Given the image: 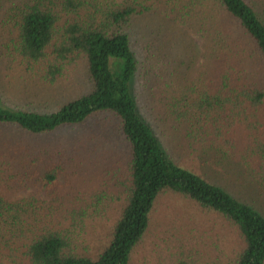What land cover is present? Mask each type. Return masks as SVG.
Instances as JSON below:
<instances>
[{
  "label": "trees",
  "instance_id": "1",
  "mask_svg": "<svg viewBox=\"0 0 264 264\" xmlns=\"http://www.w3.org/2000/svg\"><path fill=\"white\" fill-rule=\"evenodd\" d=\"M148 1L0 0L17 35L5 47L13 60L49 82L83 61L89 82L52 113L7 106L0 86V264H134L164 194L233 233L226 264H264V0H169L165 18ZM196 14L190 28L209 27L202 58L212 72L204 79L190 71L197 56L176 55L169 44L176 22ZM155 60H179L187 71H167L163 103L151 107L148 78L163 80ZM163 121L183 134L184 151L232 175L240 198L181 165L159 136ZM117 141L126 156L110 169ZM87 163L106 165L111 180L68 206L59 197L63 174ZM28 189V198L9 197ZM249 191L259 202L242 200ZM107 221L101 242L95 227ZM183 253L173 264H198Z\"/></svg>",
  "mask_w": 264,
  "mask_h": 264
},
{
  "label": "rangeland",
  "instance_id": "2",
  "mask_svg": "<svg viewBox=\"0 0 264 264\" xmlns=\"http://www.w3.org/2000/svg\"><path fill=\"white\" fill-rule=\"evenodd\" d=\"M121 1L118 0V2ZM166 3L167 5L173 4L169 0H149L146 6L165 18L168 14ZM5 13L6 10L0 13V86L7 106L40 113H52L63 103L88 90V76L83 61H77L69 65L63 77L55 82H49L41 78L42 73L38 70L30 72L27 67L26 69L23 68L18 60H13L5 47L8 45L11 47V43L17 35L13 25L9 26L5 22V19H7ZM67 17L69 18V16ZM199 17L200 14H196L195 17L186 16L188 23L183 22L184 20H178L176 25L171 28L173 34L171 32L170 34L173 35L174 39L169 44L172 51L177 49L175 50L176 55L185 54L184 56H189L195 54L197 58L190 67L191 74L195 79L199 75L204 79L207 75L211 76L212 72V64L202 58V55L205 54L203 47L209 27L204 26L198 30L190 28L198 22ZM184 33L187 37L182 36ZM185 44L189 46L186 51L183 48ZM190 61L192 62V60ZM153 63L155 65L154 71H163L164 81L151 74L147 76L148 78L151 75L147 82L152 87L154 94L153 97L148 95L151 107L152 104L160 106V102L163 103L160 101V91H164L167 88L166 84L170 82L168 72L174 69L180 72L187 71L186 66H181L179 60H155ZM160 116L161 120H164L165 115L163 112L160 113ZM157 131L168 148L176 149L179 152L178 160L181 165L240 198L238 193L240 184L234 180L232 175L226 174L223 169L217 167L214 163L205 164L197 156L190 154V151H184L186 140L182 133L175 131L170 124L164 123V121L157 128ZM111 148L113 149H111L108 158L109 168L113 169L116 168L117 164L122 165L124 163L126 149L118 141L117 146L111 143ZM109 168L104 164L94 166L87 163L80 167V172L73 173L68 167V171L63 174V180L61 181V196H59L61 202L73 207L78 205L74 200L77 194L88 199L89 195L96 192L99 187L109 183L111 180ZM33 192H35L33 189L23 190L12 193L9 197L13 200L28 198ZM249 195L243 194L242 200H247L251 204L252 202H259L255 193L249 191ZM40 198L51 201L50 198H46L44 195ZM112 226L113 221L97 225L95 227V237L99 241L105 242L107 236H110ZM235 242L236 239L233 233L215 216L204 213L184 198L164 194L153 212V228L134 254V264H173L175 262L173 258L180 255L179 252H184L183 254L186 257L190 254H196L198 264H212L216 257L221 259L219 264H226L235 247Z\"/></svg>",
  "mask_w": 264,
  "mask_h": 264
}]
</instances>
